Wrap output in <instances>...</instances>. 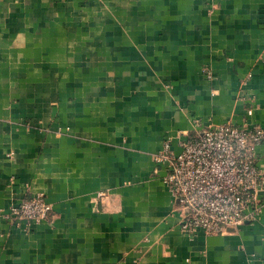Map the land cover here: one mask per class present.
Wrapping results in <instances>:
<instances>
[{
  "label": "crops",
  "instance_id": "crops-1",
  "mask_svg": "<svg viewBox=\"0 0 264 264\" xmlns=\"http://www.w3.org/2000/svg\"><path fill=\"white\" fill-rule=\"evenodd\" d=\"M225 121L264 127V0H0V264H264V192L188 233L155 160Z\"/></svg>",
  "mask_w": 264,
  "mask_h": 264
},
{
  "label": "built area",
  "instance_id": "built-area-1",
  "mask_svg": "<svg viewBox=\"0 0 264 264\" xmlns=\"http://www.w3.org/2000/svg\"><path fill=\"white\" fill-rule=\"evenodd\" d=\"M205 72L210 77V72ZM262 144L264 127L230 121L187 135L178 152L172 150L169 139L165 140L155 160L165 165L164 179L177 200L183 231L224 233L257 217L262 207L264 169L258 165L256 147ZM52 210L51 201L37 194L1 215L10 223L29 224L47 219Z\"/></svg>",
  "mask_w": 264,
  "mask_h": 264
}]
</instances>
